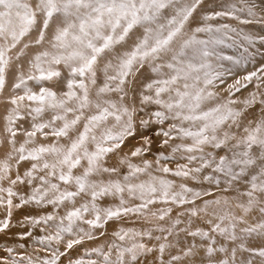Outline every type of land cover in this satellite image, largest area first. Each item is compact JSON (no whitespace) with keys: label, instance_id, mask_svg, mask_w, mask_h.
I'll use <instances>...</instances> for the list:
<instances>
[{"label":"snow or ice","instance_id":"obj_1","mask_svg":"<svg viewBox=\"0 0 264 264\" xmlns=\"http://www.w3.org/2000/svg\"><path fill=\"white\" fill-rule=\"evenodd\" d=\"M0 236V264H264V0H0Z\"/></svg>","mask_w":264,"mask_h":264},{"label":"rangeland","instance_id":"obj_2","mask_svg":"<svg viewBox=\"0 0 264 264\" xmlns=\"http://www.w3.org/2000/svg\"><path fill=\"white\" fill-rule=\"evenodd\" d=\"M251 243L258 244V243H260V240H259V238L251 239ZM221 255H223V254H221Z\"/></svg>","mask_w":264,"mask_h":264},{"label":"bare ground","instance_id":"obj_3","mask_svg":"<svg viewBox=\"0 0 264 264\" xmlns=\"http://www.w3.org/2000/svg\"><path fill=\"white\" fill-rule=\"evenodd\" d=\"M5 239L4 237L0 236V240H3ZM4 245L3 244H0V247H3Z\"/></svg>","mask_w":264,"mask_h":264}]
</instances>
